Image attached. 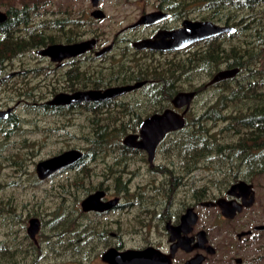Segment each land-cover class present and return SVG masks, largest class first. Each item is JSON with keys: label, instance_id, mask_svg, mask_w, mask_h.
I'll return each mask as SVG.
<instances>
[{"label": "flooded vegetation", "instance_id": "obj_1", "mask_svg": "<svg viewBox=\"0 0 264 264\" xmlns=\"http://www.w3.org/2000/svg\"><path fill=\"white\" fill-rule=\"evenodd\" d=\"M88 1L91 4V1ZM101 1L98 2V8L102 10L100 7ZM143 1L146 5H143L141 12L131 22L118 30L114 39L106 43H101L98 35L83 37L84 32L80 36V32L74 31L72 29L74 25L81 26L84 24L79 19L73 20L69 16L52 19L51 30L53 32L50 33L54 40L52 43L35 49L33 53L27 51L5 55V58L0 62V87L11 83L9 88L17 94L20 100L17 104L25 103L26 107L35 109L36 113L48 115V117H45L46 119L55 116L57 117L55 123L59 120L62 121V118L66 120L69 112L80 109L89 111L88 108L93 103H110L108 107L100 108V113L103 109L110 108L113 104L118 103L122 108H126L125 113L122 111L115 112L116 117L119 119L116 120L120 122L124 120L129 124L136 123L134 120L136 116L134 118V115L138 109L146 107L147 101H140L139 99L126 101L122 99L141 89L147 93L148 90L145 88L154 80H137V78L132 77L135 63L146 62L149 66L150 63L156 65L176 61L180 68L181 51L197 44H203L205 48L206 43L220 39L219 36L222 34L217 35V38L213 36L194 42L182 49L166 51L150 48L137 49L134 47V43L143 39H154L160 32L179 29L185 19L209 20L220 25H226L223 22H215L210 19L188 18L189 13L198 10L195 7L193 10L187 7L183 9L180 0ZM91 8L89 15L93 19L100 20L91 15L94 10L92 4ZM7 10L3 11L6 13V19L0 24H6L10 18ZM183 10L186 11L183 12ZM27 11L29 12V10ZM151 12L163 13L165 17L149 25L140 24L132 27L141 16ZM23 26L20 23L13 27L6 37L13 36L10 38L22 40L32 33L49 34L32 29L24 35L22 34ZM4 28L6 29L5 26ZM224 34L230 35L229 33ZM88 39L96 40L91 50L65 57L60 61L52 60L51 57L37 52L38 49L50 44H72ZM231 41V38L227 39L226 45L230 47ZM104 48L105 51L97 54ZM201 49L203 47L199 50ZM89 58L93 61H101V63H105L106 60L107 62L100 65L99 69L90 70L88 66ZM159 58L165 60L157 61ZM169 58L171 59L169 60ZM225 68L233 67L225 66ZM38 74H42L45 78L40 79ZM120 75L125 77L118 78ZM177 75L180 83V72ZM139 81H144V84L135 90L127 91L108 100L94 102L83 100L73 104L49 103L54 96L60 93L72 94L78 91L105 90L110 87L134 84ZM207 82L203 83L205 89L214 85L207 86ZM98 84L100 85L97 86ZM42 89L44 91L41 93L35 92V90L42 91ZM45 91L51 94V98H46ZM179 91L170 98L169 102L159 103L154 101V105L163 108L157 112H162L166 108L175 109L171 100ZM40 99L45 100L41 102ZM9 107H12L11 115L9 113L8 117L0 118V132L5 138L30 132L32 129L25 127L36 125L40 121L37 118L31 120L27 116H20L15 111L17 107L15 105L6 107L0 105V109ZM128 107L131 110L130 113H126ZM182 109L175 110L180 112ZM24 111H26L24 113H27L28 110L24 108ZM153 113L142 115L136 129H130V132L126 133L121 141L115 142L117 146L108 142L106 145L103 143L104 147L99 150L69 148L81 152L80 160L78 159L79 161L61 167L54 171L56 173L52 172L53 174L51 173L44 178L39 177L37 164L69 149L60 150L46 158L34 161L32 166L28 162L30 160H26V164L16 165L19 173H22L23 176L26 175L25 173L31 174L33 178L27 186L22 185L23 189H26V187L30 189L31 197L25 198L23 211L15 214V220L13 217L8 219L12 222L10 225L7 224L8 229L11 230V226L18 224L16 226L17 232L11 230L12 233H8L7 236H12V239L0 240V264H114L105 257L107 253L112 252L113 256L116 252L125 253L146 249L156 251L161 255L159 259L161 261L166 259L169 264H185L196 257H201L200 264H245L246 262H255L256 260L249 261L250 258H256L255 255H249V247L264 237V229H255L256 225L264 224V222L249 225L241 223L239 220L240 214L254 203L250 207H244L241 212L236 213L232 218L225 217L217 205H207L208 202L213 204L220 198L228 201L235 199L240 202L242 200L241 196L236 197L227 194V189L231 184L224 193L217 197H207L208 187H206L201 196L194 190L187 203L180 198V171L186 165H189L180 155V132H178L180 129L166 133L163 139L160 140L155 149L156 154L154 153L155 158L153 157L152 164L149 162L148 153L144 149L128 148L123 142L126 135L138 133L142 120ZM124 116H128L127 120ZM35 128H39V126H35ZM55 130H62L65 134L70 135L67 127H63V125L56 127ZM82 136L86 140L87 146L90 145L88 143L90 136L86 134ZM114 137H116V134H109L108 137L106 136L108 138L106 140ZM26 139L23 138L25 141ZM112 146H115L116 149H111ZM160 152L164 159L163 162L158 159ZM136 156H139V158H135ZM135 160L143 161L145 168L137 166V168H140L139 172L131 168L135 165ZM149 176L153 177V180L156 179L154 185L149 186V182L144 186L136 184L137 190L135 193H131L130 184L134 182L136 177H141L144 180ZM46 184H50L54 190L50 191L45 186ZM41 186L44 195L42 198H38L33 189ZM55 188H63L65 193H60L62 202H58L53 210H50L49 207L47 212L37 211L41 208L42 201L45 202L46 199L48 201V198L55 195ZM78 191L82 193V197L76 196ZM98 192L101 195L96 199L99 203L97 208L94 207L89 211L84 210L82 202ZM65 202L68 203L67 206ZM188 209H191L196 215L194 222H189L188 218L183 221V215ZM209 210H217V212L206 214L205 211ZM33 219L38 221V226L37 231L32 235L29 228H31L30 221ZM248 231L250 232L247 233Z\"/></svg>", "mask_w": 264, "mask_h": 264}, {"label": "trees", "instance_id": "obj_2", "mask_svg": "<svg viewBox=\"0 0 264 264\" xmlns=\"http://www.w3.org/2000/svg\"><path fill=\"white\" fill-rule=\"evenodd\" d=\"M1 1L0 3H3ZM27 1L29 0H20L21 8L9 7L7 12L10 18L6 24H0V62L5 55L32 51L54 41L51 34L42 35V33H32L22 40L10 38L13 36L6 37L13 27L20 23L23 25L29 23L30 15L27 10L30 9ZM263 1L180 0L183 9L191 4L198 11L206 12L202 18L236 27L235 33L222 34L219 37L233 39L243 33L246 38L238 39L239 41L231 43L230 47L218 39L212 40L206 43L205 48L192 52L186 58H180V68L176 61L156 65L150 63L149 66L146 62L135 63L132 77L137 80L152 79L154 81L147 87L149 89L145 88L148 90L144 94V100L147 101L146 107L137 110L134 115L136 123L130 124L129 129H136L142 115L163 109L162 106L154 105V101L169 102L178 90L195 89L197 95L205 91L203 84H191L196 70L206 72L212 77L216 71L220 70L222 64L241 69L234 78L213 85L217 87L222 84V89L214 101L201 112L192 117L186 115V125L178 131L180 132V155L185 162L189 163V165L185 164L184 169L180 171L184 175L191 173L199 166L206 165L211 173L210 176L216 173L217 181L229 186L238 180L253 183L258 176L264 174V69L253 66L259 61L264 51L262 47L264 45V10L259 7ZM180 11L182 12L181 8ZM178 72H180V83ZM123 77L125 76H118V78ZM185 83L189 84L188 87ZM109 104L93 103L88 110L97 112L100 108L108 107ZM125 108L121 107L120 111L125 113ZM126 111H128L126 113L131 112L129 107ZM109 118L100 120L95 116L91 121L92 132L89 133L88 148L95 150L104 147L103 143L106 145L109 142L106 136L114 134L115 132L112 131L116 129L124 128L123 123L120 124V128H116ZM210 123L224 125L217 132L212 133L208 125ZM120 131L119 133L125 132L124 129ZM221 133L225 134L224 139L217 136ZM226 134L230 136L226 137ZM215 161L218 162L219 168L211 170L206 162ZM224 166L226 169H223ZM206 187L203 185L197 188L198 195L201 196Z\"/></svg>", "mask_w": 264, "mask_h": 264}, {"label": "rangeland", "instance_id": "obj_3", "mask_svg": "<svg viewBox=\"0 0 264 264\" xmlns=\"http://www.w3.org/2000/svg\"><path fill=\"white\" fill-rule=\"evenodd\" d=\"M0 3V10L5 11L9 7H17L21 8L22 3L20 0H2ZM29 10V15L31 20L27 25L22 27V34H26L31 29H35L38 32L51 33V25L54 18H65L67 16L71 17L73 20L79 19L83 21V25H74L73 30L76 32H80V36L83 33V37L98 35L101 43H106L115 38V34L118 30L124 27L126 24L131 22L140 12L143 5L146 3L142 0H102L100 2V7L105 12L106 17L104 19L96 20L93 19L89 12L92 10L91 4L88 0H29L27 1ZM260 9L264 10V1L259 4ZM188 9L193 10V5H188ZM206 12L202 11H193V13H189L188 18H197L200 19L202 16H205ZM220 23V22H219ZM79 26V27H78ZM85 31H84V30ZM57 36V35H56ZM246 35L241 34V36L233 38L231 43L239 41L238 39H245ZM218 41L226 43L227 38H220ZM229 41V40H228ZM100 47V46H99ZM204 48L203 44H197L193 47L180 52V58H186L192 52L199 50L200 48ZM264 48V45H262ZM27 52V51H26ZM29 53H33L34 50L28 51ZM29 58V57H27ZM26 58V59H27ZM171 58H169L170 60ZM165 59L159 58L157 61H164ZM104 62V61H102ZM107 60L105 61V63ZM105 63H101V61H93L88 60V66L90 70L99 69L100 65H104ZM45 64V63H44ZM226 64L220 65L221 68H225ZM253 66L258 69H264V51L261 53V58L256 64ZM39 75V74H38ZM39 78H45L42 74L39 75ZM210 76L201 70H196L193 75V79L191 84L199 85L207 82ZM49 80V79H47ZM10 84L2 85L0 87V105L2 107L6 106H17L15 111L20 116H27L33 120L34 118L40 119L36 125H27L25 128L32 129L30 132H26L22 135H14L9 136L7 138L0 132V240L5 241L7 238L12 239V236L8 237V233H12L11 230H16V226H11V230L8 229L7 224H11V220L9 218L13 217L15 220V214L22 212L23 210V202L28 199L30 196V189L26 187V189L22 188V185L27 186L33 178L31 174L25 173L23 176L22 173H19L17 170L18 164H26V160L32 166L34 161H38L39 159L46 158L53 155L54 153L59 152L60 150H65L69 148H88L86 140L83 139L82 135H89L92 131L91 121L95 118V116L102 120L104 118H108L111 120V123L114 124L116 128H120V124H124V133L120 130L116 129V137L111 138L109 140V144L116 145L115 142L121 141V138L128 132L129 123L126 121H118L119 119L116 117L115 112H120L121 107L120 104H113L110 108L103 109L102 113L99 111L92 112L87 111L85 109H80L77 111L69 112L66 120L62 118V121L59 120L57 123L54 121L57 119L55 116L48 117V115H40L36 113L35 109H29L26 107L25 103H19L20 100L17 94L12 91L9 87ZM188 83H185V86L188 87ZM222 85V84H221ZM221 85L214 87L211 86L202 93L198 94L194 101L191 103L189 111L187 114L192 117V115H197L201 112L209 103L214 101V99L220 93L222 87ZM39 90H35L37 93L43 92ZM145 91L143 89L137 91L136 93L127 95L122 100H144ZM46 98H51V94L46 92L44 93ZM45 98V99H46ZM45 99H40L41 102ZM22 105V106H21ZM28 110L27 113H24ZM110 111V113H108ZM80 112V114H79ZM24 113V114H21ZM123 116V115H121ZM120 116V117H121ZM63 117V116H62ZM127 120L128 116H124ZM46 119V120H45ZM118 119V120H116ZM53 121V122H52ZM68 121V122H67ZM67 127L68 133L70 135L65 134L62 130H55L56 127L62 126ZM210 126L211 132H217L220 128L223 127V123L216 124H208ZM35 126H39V128H35ZM51 132H49V130ZM62 132V133H60ZM60 133V134H59ZM114 133V134H115ZM121 134V135H120ZM230 136V134H226V137ZM92 136V134H91ZM219 138H225V134L221 133L217 135ZM23 138H27L26 141ZM117 146V145H116ZM162 147V146H161ZM103 147L96 148L95 150H99ZM107 148V146H106ZM163 148V147H162ZM111 149H116L115 146H112ZM159 161L163 162L162 153H159ZM135 158H139L136 156ZM216 160V159H215ZM205 164V163H204ZM207 165L211 167V170H214L218 167V162H206ZM222 165V164H221ZM137 166H142L145 168V163L141 160H135V165L131 166L134 170L140 171V168ZM223 169H226L224 166ZM182 171V170H181ZM210 171L206 168V165L199 166L197 169L193 170L191 173L184 175L180 172V198L183 199V202H189V197L192 196V193L197 188L206 185L208 187V195L207 197H217L220 194L224 193L227 189L228 185H223L220 181H217L216 173H213L210 176ZM156 181V179H154ZM153 177L149 176L142 180L141 177H136L134 182L131 185V193H135L136 184L146 185L149 182V186L154 185L155 181ZM14 182V183H12ZM50 191H53L50 184H46ZM58 186V185H57ZM253 186L255 190V202L246 210L243 211L239 216V220L241 223L253 225L264 222V174L257 177L255 181H253ZM43 187L33 189L36 193V197L42 198L44 195ZM55 195H49L51 198L46 199L45 202H41L39 212H47L53 210L58 204V202H62L60 195L65 193L63 188H55ZM61 193V194H60ZM78 197H82V193L78 191L76 193ZM26 198V199H25ZM68 204L65 202V205ZM27 206V205H26ZM67 206V205H66ZM30 208V206H29ZM64 208V207H63ZM217 212V210H209L205 211L206 214H213ZM217 222V221H216ZM16 237V235H14ZM250 253L249 255H255L256 258H250L251 260H256L255 262H246L245 264H264V237L260 241H256L249 247Z\"/></svg>", "mask_w": 264, "mask_h": 264}, {"label": "water", "instance_id": "obj_4", "mask_svg": "<svg viewBox=\"0 0 264 264\" xmlns=\"http://www.w3.org/2000/svg\"><path fill=\"white\" fill-rule=\"evenodd\" d=\"M94 10L91 15L97 19L104 18L105 13L98 8L99 0H90ZM165 15L160 12H151L141 16L138 21L132 25L135 27L140 24H152ZM6 13L0 10V23L5 21ZM236 32V27L231 25H220L209 20H189L182 21L179 29L170 32H160L154 39H143L134 43L137 49H159V50H172L182 49L194 42L203 39L217 36L224 33L233 34ZM96 43L95 39H88L81 42L72 44H50L44 48L38 49L37 52L41 55H47L52 60L60 61L65 57H70L85 51L91 50ZM107 48V47H105ZM97 52L100 54L106 49ZM239 73L238 67L225 68L218 70L207 82L208 85L219 83L226 79L234 78ZM144 84V81H139L130 85L110 87L105 90H87L78 91L72 94L60 93L54 96L49 101L50 104H73L79 101H102L108 100L112 97L121 95L127 91L136 89ZM196 96V91H179L171 100L175 109L183 108L182 111H177L173 108H166L162 112H157L149 115L142 120L139 126V132L136 134H128L124 138V143L129 147L144 149L148 153V160L152 164L155 149L163 139L166 133L179 130L186 125L185 115L188 112L192 100ZM12 111V107L7 109H0V118L8 117ZM81 152L77 149H69L58 155L40 161L37 164V173L40 178H44L54 172L55 170L70 165L81 157ZM227 194L230 196L242 197L240 202L234 200H226L224 198L217 199L213 204L208 202L207 205H217L225 217L232 218L236 213L242 211L244 207H250L254 203L255 192L253 183L245 180H238L232 183L227 189ZM101 195L100 192L94 193L82 202L84 210L97 208L99 204L96 199ZM189 219V222H194L196 219L195 213L188 209L183 215V221ZM31 228L29 232L33 235L37 231L38 221L33 219L30 221ZM35 223L37 224L35 226ZM255 229H264V224L256 225ZM248 231L247 233H249ZM114 264H169L166 259L161 261V255L151 249L144 251H128L125 253L112 252L105 255ZM201 257H196L185 264H200Z\"/></svg>", "mask_w": 264, "mask_h": 264}, {"label": "bare ground", "instance_id": "obj_5", "mask_svg": "<svg viewBox=\"0 0 264 264\" xmlns=\"http://www.w3.org/2000/svg\"><path fill=\"white\" fill-rule=\"evenodd\" d=\"M258 1V0H257ZM8 14V13H7ZM102 20V19H101ZM228 25V24H227ZM216 38H217V36H216ZM98 40V39H97ZM93 51V50H92ZM166 51V50H165ZM105 54V53H104ZM103 56V55H102ZM239 70H241L240 69V67H239ZM241 73V72H240ZM217 84V83H216ZM210 86V85H209ZM97 90V89H96ZM104 90V89H103ZM135 90V89H134ZM129 92V91H128ZM86 102V101H85ZM94 102V101H93ZM13 113V112H12ZM10 115H11V113H10ZM128 148H129V146H127ZM130 148H132V147H130ZM156 154V153H155ZM84 156V155H83ZM155 158V157H154ZM80 160V159H79ZM78 160V161H79ZM153 163V162H152ZM69 167V166H68ZM63 169V168H62ZM59 171V170H58ZM54 173H56V172H54ZM53 174V173H52ZM51 176V175H50ZM45 180V179H44ZM101 192V191H100ZM218 207V206H217ZM89 211V210H88ZM40 221V220H39ZM117 253V252H116Z\"/></svg>", "mask_w": 264, "mask_h": 264}]
</instances>
